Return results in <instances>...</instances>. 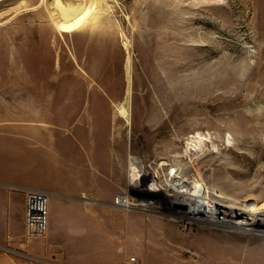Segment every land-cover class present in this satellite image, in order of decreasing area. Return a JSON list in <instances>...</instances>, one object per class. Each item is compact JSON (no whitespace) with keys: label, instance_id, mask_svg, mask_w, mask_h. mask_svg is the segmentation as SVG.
<instances>
[{"label":"rangeland","instance_id":"1","mask_svg":"<svg viewBox=\"0 0 264 264\" xmlns=\"http://www.w3.org/2000/svg\"><path fill=\"white\" fill-rule=\"evenodd\" d=\"M53 2L0 0V119L31 135L56 227L107 232L112 264H264V239L174 215L170 189L132 190L129 169L138 155L164 180L181 154L186 175L264 198V0H98L71 29ZM197 132L208 145L190 159ZM121 193L162 211L123 209Z\"/></svg>","mask_w":264,"mask_h":264},{"label":"bare ground","instance_id":"2","mask_svg":"<svg viewBox=\"0 0 264 264\" xmlns=\"http://www.w3.org/2000/svg\"><path fill=\"white\" fill-rule=\"evenodd\" d=\"M97 3L98 0H54L55 11L52 19L55 25L71 29L89 20L97 8ZM119 112L127 119L126 110L120 109ZM127 121L129 122V119ZM208 141L209 138L203 133H195L187 141L185 154L190 159L197 156L207 148ZM183 164L184 157L181 154L173 156V162L168 168H163L168 165V162L156 164L159 178L158 168H163L167 172L166 178L159 180L155 176L150 178L145 173V165L140 156L132 155L129 164L131 189L137 192H160L163 189H170L171 192L167 195L171 198V210L174 215L182 216L192 222L209 224L214 229L226 230L240 238L264 239V198H258L257 195L249 193L242 201H238L210 183L204 170L195 167L194 174L186 175L183 172ZM119 199V202L115 201V204L126 210L133 209L132 207L135 206L140 210H147L149 205L153 204L158 211L160 209L162 211V205L157 200L145 198V200L132 201L125 193H121ZM242 246L234 245L231 258L239 255L238 250ZM223 248L221 250L226 252L225 247Z\"/></svg>","mask_w":264,"mask_h":264},{"label":"crops","instance_id":"3","mask_svg":"<svg viewBox=\"0 0 264 264\" xmlns=\"http://www.w3.org/2000/svg\"><path fill=\"white\" fill-rule=\"evenodd\" d=\"M18 126L17 120L0 119V264H112L113 238L107 232L59 230L53 210L46 236L26 238V189H51L44 183L47 174L27 157L31 135Z\"/></svg>","mask_w":264,"mask_h":264},{"label":"built area","instance_id":"4","mask_svg":"<svg viewBox=\"0 0 264 264\" xmlns=\"http://www.w3.org/2000/svg\"><path fill=\"white\" fill-rule=\"evenodd\" d=\"M51 196V192L45 189H26L25 236L27 239L46 236L49 229ZM125 264L145 263L139 256L131 255Z\"/></svg>","mask_w":264,"mask_h":264}]
</instances>
